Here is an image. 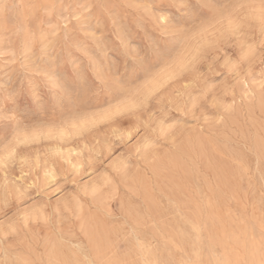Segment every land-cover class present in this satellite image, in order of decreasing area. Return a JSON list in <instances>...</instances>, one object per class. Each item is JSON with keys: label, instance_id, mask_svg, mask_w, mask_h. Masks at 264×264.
<instances>
[{"label": "rangeland", "instance_id": "rangeland-1", "mask_svg": "<svg viewBox=\"0 0 264 264\" xmlns=\"http://www.w3.org/2000/svg\"><path fill=\"white\" fill-rule=\"evenodd\" d=\"M0 264H264V0H0Z\"/></svg>", "mask_w": 264, "mask_h": 264}, {"label": "bare ground", "instance_id": "bare-ground-1", "mask_svg": "<svg viewBox=\"0 0 264 264\" xmlns=\"http://www.w3.org/2000/svg\"><path fill=\"white\" fill-rule=\"evenodd\" d=\"M237 11V10H236ZM236 18V17H235ZM250 18V17H249ZM248 18V19H249ZM254 19V18H253ZM252 19V20H253ZM256 19V18H255ZM259 19V18H258ZM236 20V19H235ZM251 20V19H250ZM234 21V20H233ZM247 21V20H246ZM242 28V27H241ZM229 30V29H228ZM242 41V40H241ZM187 59V58H186ZM186 63V62H185ZM167 66H168V64H167ZM171 73V72H170ZM177 73V72H176ZM146 74V73H145ZM169 80V79H168ZM173 82V81H172ZM195 82V81H194ZM173 84V83H172ZM185 84V83H184ZM190 84V83H189ZM153 88H152V90H156L157 88H159L160 87V85L159 84H155L154 86H152ZM118 93V92H117ZM122 94V93H121ZM73 129V128H72ZM77 133V132H76ZM149 145V144H148ZM173 152V151H172ZM148 154V153H147ZM165 157V156H164ZM145 158V157H144ZM144 160V159H143Z\"/></svg>", "mask_w": 264, "mask_h": 264}]
</instances>
